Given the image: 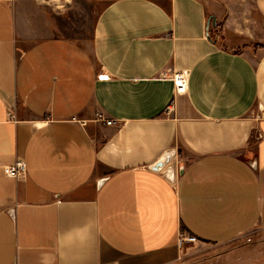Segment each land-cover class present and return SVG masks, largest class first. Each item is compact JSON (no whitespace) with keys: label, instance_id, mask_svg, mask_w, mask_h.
<instances>
[{"label":"crops","instance_id":"1","mask_svg":"<svg viewBox=\"0 0 264 264\" xmlns=\"http://www.w3.org/2000/svg\"><path fill=\"white\" fill-rule=\"evenodd\" d=\"M52 1L0 0V264H190L181 234L264 231V0H93L86 40Z\"/></svg>","mask_w":264,"mask_h":264},{"label":"rangeland","instance_id":"2","mask_svg":"<svg viewBox=\"0 0 264 264\" xmlns=\"http://www.w3.org/2000/svg\"><path fill=\"white\" fill-rule=\"evenodd\" d=\"M52 4V21L58 36L76 40H86L91 36L97 9L93 0H53ZM263 238L264 231L255 230L252 234L225 246L200 244L197 241L185 242L184 244L190 264H241L237 256L224 257L220 261L217 259L228 249L239 248L240 246L253 248ZM247 254L250 261L246 264H264V245L260 249L254 247Z\"/></svg>","mask_w":264,"mask_h":264},{"label":"built area","instance_id":"3","mask_svg":"<svg viewBox=\"0 0 264 264\" xmlns=\"http://www.w3.org/2000/svg\"><path fill=\"white\" fill-rule=\"evenodd\" d=\"M99 80L107 79V76H99ZM174 87L176 89L177 93H185L187 89V82H188V76L185 72H176L173 73L171 77ZM172 111L171 107H168L167 112L170 113ZM13 118V117H12ZM98 118L103 121L107 126H113L115 124V121L113 120H103L102 115H99ZM4 174L7 177L13 178V179H23L26 176L27 173V167L24 160L18 158L14 161L13 164L5 166L3 169ZM195 237L188 235V234H181L179 237V244H183L185 242H195Z\"/></svg>","mask_w":264,"mask_h":264},{"label":"water","instance_id":"4","mask_svg":"<svg viewBox=\"0 0 264 264\" xmlns=\"http://www.w3.org/2000/svg\"><path fill=\"white\" fill-rule=\"evenodd\" d=\"M209 23H210V20H209ZM206 35H207V38L211 40V37L208 32ZM172 157H173V154H168L164 156L160 161H158L157 163H155V165L152 166V169L155 171H161L164 167H166L169 164ZM104 181H105L104 179L100 180L98 185L100 186Z\"/></svg>","mask_w":264,"mask_h":264}]
</instances>
